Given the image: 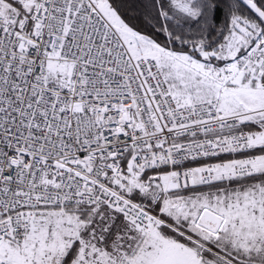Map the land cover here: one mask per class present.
Returning <instances> with one entry per match:
<instances>
[{"label":"snow or ice","instance_id":"1","mask_svg":"<svg viewBox=\"0 0 264 264\" xmlns=\"http://www.w3.org/2000/svg\"><path fill=\"white\" fill-rule=\"evenodd\" d=\"M0 264H264V0H0Z\"/></svg>","mask_w":264,"mask_h":264}]
</instances>
